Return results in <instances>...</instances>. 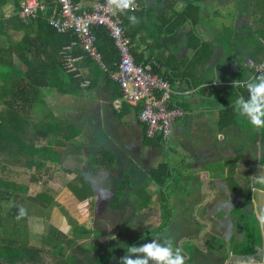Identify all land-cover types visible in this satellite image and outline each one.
<instances>
[{"label": "crops", "instance_id": "1", "mask_svg": "<svg viewBox=\"0 0 264 264\" xmlns=\"http://www.w3.org/2000/svg\"><path fill=\"white\" fill-rule=\"evenodd\" d=\"M42 1L47 4V0ZM100 1L80 0L79 3L85 9H91ZM1 2L0 57L3 56L4 60L0 61V107L8 106L11 103L13 107L19 108L20 113L27 112L28 120L31 119L30 112L38 110V108L39 115L46 118L45 108L47 107L53 114L51 118L56 119V123L59 122L63 126L69 127L66 130L69 129L70 131V127L77 126L79 129L76 137L78 149L74 148L69 157L65 155L64 162H67V165H77L84 169L83 166L89 163V158L92 154L96 157L102 155L103 157H97L100 159L99 164L94 163L95 158L92 157L93 164L91 163V168L94 169L90 171L91 173L84 172L93 177L91 179L87 178V180L95 187H98L99 178L97 176L94 179V176L97 175L96 173H102L104 170L109 169H112L111 172H115L117 164H120L122 160L123 162L126 161L118 151L127 150L131 146L133 150L130 153L137 160L141 158L144 163L142 168L144 169L141 172H137L132 178L125 177L121 179L116 191L122 182L128 183L122 193L131 189L134 191V196L137 197L136 200L140 197V202H142V196H144L143 198L146 202L151 199V195L156 201L162 200L158 188L151 182L149 174L150 170L155 168L160 162H166L171 175L173 174L163 188L164 191L167 190L166 187L173 183L174 176L176 183L179 178L183 180L191 174L195 176L194 180L200 179L201 176L205 177L199 184V188L203 191L206 179H214L217 176L221 180V177H227V173L230 171L232 178L236 180L235 183L239 184L238 190H240L239 192L237 190L234 200L238 205L240 204L241 207H245V209L255 214L256 218L253 219L255 221L253 225L257 228V235L253 232L250 234L253 240H255V236L258 240L254 244L256 247L254 253L244 254L241 252L244 246L237 247L235 248L236 250L228 251L222 257V264H264V184H253L252 182V177L258 176L259 171L257 172V169H261L259 175L261 173L264 174V162L262 161L264 159V128H257V133H251L252 137L255 138V142H257L256 146L253 140L251 147L256 146V151L250 150V147L242 149L243 152L241 154L233 157L234 161L230 165V170L224 169V166L229 161H217L221 154L224 157H228L230 149L228 147H223L222 150L220 147L211 148L208 146L210 145V140H205L204 138L209 135H215L219 136L221 141H226L231 134H247L242 131V122H247V120L238 116L234 109L227 110L228 106H226L227 103L224 99L225 97L229 98L231 94L237 97L238 88L246 87V82L250 79L249 68L254 64L250 63L249 59H252L249 58V55L258 52L253 51L254 45L248 41L249 36L254 31L252 23L255 18L252 14L254 7L252 3L255 1L235 0L236 13L231 15L227 26L222 25L221 32L223 31V33H219L216 28L213 29V33L217 34L214 35L215 39L211 37L212 34L209 32L211 27L207 18L210 19V15L207 11H201V9L207 8L206 6L211 3V0H138V3H136L138 10H140V22L136 25H131L128 21V27H126L128 29V34L126 35L131 42L130 50L136 53V58L140 59V62L150 56V63H155L159 67L161 74L165 71L168 73L172 88L170 97L172 105L181 111L173 120V130L169 139L166 140V137L163 140L164 148L147 146L142 143L143 129L137 123L131 107L134 105L126 103L116 95L114 87L118 86V83H115L114 79L111 77L108 80L104 77H93L89 73V69L92 66L91 63L88 61L81 62L82 58L80 55L72 56L71 52L67 51L70 48L69 46L64 45L61 48V39L57 35L62 31H52L46 24L48 23L47 20L42 17L27 19L21 16L12 0H2ZM199 2L202 3L201 6L196 5ZM239 2L246 3L247 6L244 8ZM187 3L189 8L195 7L196 14L195 12L189 14L188 11V15L183 16V9ZM256 7L259 8L260 6ZM212 9L215 10L212 12L215 14L216 21L221 15L220 9L215 6ZM192 15L197 17L193 19ZM184 26L185 30L183 31H185L186 39L185 45L181 48V40L183 38L181 37L180 29ZM227 37H230V39L228 40ZM211 41H214L213 50L209 49ZM228 44H233L235 49L226 51ZM6 62H10V66ZM252 62L254 63L253 60ZM95 63L97 62L95 61ZM244 67L247 69L243 70ZM29 69H34L36 72L48 70L53 75L55 72L54 76L57 74L59 76V84H55L56 86L54 87L43 82V79L37 76L40 81L38 86L41 90L40 98L34 100L30 97L26 103H23L20 99L14 101V98H10L11 91L5 93V90H2L5 83L1 78V74L8 75L12 81L19 80L20 82L21 77L25 76L26 71ZM74 69L83 78V81L80 82L79 93L63 94L59 92L58 88L68 87L66 73ZM252 76H254V73ZM237 79L240 81V86L233 87V81ZM115 100L119 102L118 107L114 104ZM37 104H41L42 108ZM93 116L94 120H98L96 124L92 122L91 118ZM37 120L41 121L39 118ZM105 124L106 126L109 124V129L100 131L99 127H103ZM98 125L100 126L98 127ZM96 126L99 129L98 131H96ZM187 130L189 133H187ZM51 131L59 134L56 129ZM172 135L173 139H171ZM189 135L192 137L197 136L199 141L192 140ZM262 138L263 140H261ZM171 140L172 146L169 144ZM202 143L204 148L199 149V145ZM161 150L163 151L162 154L160 153ZM164 150L169 151L168 154L171 155L169 160H164V156L168 155ZM261 150L263 154H260ZM254 153H256V156H254ZM229 156H233L232 153ZM247 156L249 160L244 159L245 157L247 159ZM202 157L203 160L200 161ZM206 159H210V162H204ZM110 160L111 163L109 164L108 161ZM249 161H252L251 165L248 164ZM256 161L258 163L254 165ZM177 166H182L184 169L181 172L177 171L179 175H175ZM233 167L237 169V173L233 172ZM144 173L147 174L146 180L150 182L149 189L152 190L151 192L144 189L136 190L138 184L145 185L142 180ZM132 181L134 186L129 188L128 186ZM244 181L247 182L245 188L242 186ZM247 186L248 188L246 189ZM99 190L100 192L105 191V187ZM141 190L145 191V193L138 195ZM167 196L168 199L169 195ZM126 199H121L123 208L113 210L108 203L110 209L101 213L112 211L115 214H120L122 210H128L123 201H126ZM205 206L207 207V203L203 202V207ZM211 206V204L208 205L205 214L211 210ZM160 208L161 210L156 213L160 215V220L164 223L165 217L167 215L170 216V212L165 210V214L162 215V204ZM176 213L179 214V211L176 210ZM235 214L233 215L234 219L237 220L235 221L239 223L241 221L242 223L244 215L238 214L237 216ZM146 215L148 214L146 213ZM121 216L125 220L133 215L131 212H127L125 217L122 214ZM192 221L194 224L196 223V220ZM205 223L208 222L205 221ZM245 224L248 225L247 220H245ZM119 225L120 227L123 226V224ZM253 225L251 224L248 230H243L242 241L246 240L250 229H255ZM210 229L212 227L207 226L205 231ZM199 230L200 228L197 230V227L194 226L191 238L196 239L200 236ZM98 242L102 244L103 248L110 249V243L105 245L103 241V243L101 241ZM130 244L137 245L139 240L134 238L130 241ZM178 247L187 253L181 243H179ZM207 249L208 247L206 246L201 248L199 246L195 252L206 253ZM112 258L115 261L118 259L115 256ZM189 262H192L190 254L186 256V264H189Z\"/></svg>", "mask_w": 264, "mask_h": 264}, {"label": "rangeland", "instance_id": "2", "mask_svg": "<svg viewBox=\"0 0 264 264\" xmlns=\"http://www.w3.org/2000/svg\"><path fill=\"white\" fill-rule=\"evenodd\" d=\"M165 1V0H164ZM245 2H249L250 0H244ZM241 6L244 8L247 6L246 3L239 2ZM196 4V3H193ZM236 2L235 0H211V3L206 6L207 8L201 9L202 12L207 11V13L210 15V19L207 18L209 22V26L211 29H209V32L212 34V38L215 39L214 35H217L216 33H213V29L216 28L219 33L221 32L222 25H226L230 21L231 15L236 13ZM255 4V3H254ZM196 5L201 6L202 3L199 2ZM215 6L217 9H220L221 15L218 17V19L215 21V14L212 11H215L212 9V7ZM189 14H192L196 11L194 8H188ZM196 14V12H195ZM253 17L255 18V21L252 23L253 27V34L254 36H259V32L264 28V9L257 10L252 9ZM199 15V14H198ZM193 19L197 16H193ZM196 26V24H195ZM194 26V27H195ZM185 26L180 29L183 38L181 48L185 45ZM256 30V31H255ZM223 33V31L221 32ZM194 35V34H193ZM194 37V36H193ZM188 42V41H187ZM179 45V43H178ZM180 46V45H179ZM207 46V45H206ZM214 41H211L209 43V49L213 50ZM235 48L233 44H228L226 46V51H233ZM255 70V71H254ZM253 72H256V69H253ZM42 108L41 104H37ZM39 110V108H38ZM38 110H33L30 112L31 119L28 120V135L33 134V131L43 123V121L51 122L53 125L56 124V119H52L51 117L53 114L49 111V109L46 107V118H43L41 115H39ZM40 119L41 121L37 120ZM92 122L95 124L97 123V119L94 120V116L91 118ZM128 121V120H127ZM238 121L241 123V120L238 118ZM243 127L242 131L246 132V135H233L231 134L228 136L229 138L226 141H221L219 136L215 135H209L208 137H204L205 140H210V145H208L211 148H221V150L224 148L230 149V154L232 153L233 156L224 157V155H220V158H217V161H229L228 164L224 166V169L230 170V165L234 161V158L236 155L241 154L243 151L242 149L248 148L253 149L256 151L257 142H255V138L252 137V134L257 133V128L251 126V124L247 121H243ZM100 125H98L99 127ZM109 124H106L103 127H99L100 131H105L108 128ZM245 126V127H244ZM97 127V126H96ZM96 129L98 131L99 129ZM109 129V128H108ZM254 129V130H253ZM229 130V129H228ZM232 130V129H230ZM254 132V133H253ZM187 133L189 131L187 130ZM252 133V134H251ZM50 136H56L55 138L62 140V136L59 134L54 133L53 131L49 133ZM190 138L194 141H199L197 139V136L192 137L189 135ZM256 136V134H255ZM33 140L37 139L35 143L40 144L44 142L43 138L40 135L32 136ZM199 138V137H198ZM203 138V139H204ZM173 139V135L171 137ZM254 140V144L256 146L251 147L252 141ZM263 140V138L261 139ZM63 141V140H62ZM69 142V140H68ZM68 144V155L70 156L73 151L71 149L70 143ZM170 146H172V140L169 142ZM106 148V147H103ZM203 143L199 145V149H203ZM133 150L131 146L128 147L127 150H119L123 156V158L126 160L125 162L120 161V164H117V169L115 172H111L112 169L104 170L102 173L97 172L94 176L99 177L98 178V187L94 186L96 188L95 196L92 198H88L84 201L78 200L73 193L67 188V182L71 180L73 174L71 171L69 173L65 170H63L60 167H57L55 164H51L52 172H50L49 176L44 177L45 181L42 183L41 187L39 185V188H43L46 191L52 193L54 196V200L52 203H50L48 206H41L36 205L34 203H30L27 201L26 195H27V187L29 186V175L30 171L18 167V164L13 166L14 172L8 173L7 178L15 181L18 184V193H17V202L16 205L22 206L27 210V226L28 229V242L32 245H41V239L42 236L46 233L48 227L50 225L56 226L60 231L66 233L69 237H78V242L88 245V247L91 245L90 243L103 241L105 245L110 243V249L108 248L107 253L113 257L115 256L118 258L116 260L119 261V253L123 251V254L120 256L123 257L125 255V251L127 250L128 246H131L130 241H132L134 238H137L139 240V244L146 243L147 241L151 239H167L171 238L173 240L174 246L178 247L179 243H181L184 246V250L187 251L188 254L192 256V262H189V264H222L223 256L228 252L231 251L237 247H240L243 245L242 238H243V230H248V227L253 225L255 221V214H253L251 211L245 209V207H241V205L237 204L234 200V195L236 194L237 190L239 189V184L235 183L236 180L232 178L231 172L229 171L227 173V177H221V180L218 179L216 176L214 179H206L204 182V189L201 191L199 188L200 181L202 182V179H205V177H200V179H193L194 175H188L187 178L175 182V184L172 185V187L169 188L166 187L167 190H169V198L164 201H156L150 196L151 199L145 202L144 196H142V202H140V197H138V200L136 196H134L133 190H128V192L118 193L116 191L117 185L119 184L120 180L128 177L132 178L137 172H141L144 168V163L142 162L141 158L140 160L135 159L132 156V153H130ZM145 151V150H141ZM166 154L169 153V151L164 150ZM161 154L163 151L161 150ZM260 154L262 153V150L260 151ZM200 155V153H199ZM75 156V154H74ZM254 156H256V153H254ZM171 157L170 154L164 156V160H169ZM7 156L0 151V161L4 162ZM225 158V159H224ZM163 159V158H162ZM245 160H249L248 156L244 158ZM203 160V157L200 161ZM204 162H210V159L204 160ZM72 163V162H71ZM254 163V165H257ZM64 164H67V162H64ZM222 164V163H219ZM249 165L252 164V161L248 162ZM123 165V166H122ZM177 165V164H175ZM57 167V168H56ZM177 170L175 171V175H178V172H181L183 169L182 166H177ZM83 170L81 172H89L92 171L94 168H91V163H88L83 166ZM149 169V167H147ZM13 171V170H12ZM213 171V170H212ZM211 171V172H212ZM259 171V172H258ZM214 172V171H213ZM258 175L261 172V169H257ZM82 173V174H83ZM146 173L143 174L142 180L145 182V185L138 184V187H136V190L138 189H144L145 191H152L149 188L150 182L146 180ZM234 176H238L233 174ZM0 176H3L0 172ZM84 176L86 179L93 178L88 173H84ZM241 177V176H240ZM221 184H220V183ZM246 181L243 182L242 186L245 188ZM134 182L132 181L131 184L128 186L129 188H132ZM105 191L100 192V188H104ZM38 188V187H37ZM36 188V189H37ZM99 188V189H98ZM248 186L246 187V189ZM126 189V188H125ZM128 189V188H127ZM240 190H238L239 192ZM107 199L101 198V194H108ZM101 196V197H99ZM118 197L125 202V206L128 210L124 209L121 211L120 214H115L112 211H109L107 213H101L104 211L109 210L108 203L113 197ZM110 197V198H109ZM94 202L91 204V202ZM122 202V201H121ZM138 202V204H137ZM203 202L207 203L211 206V212L208 211L207 214H205L207 207H203ZM123 203V202H122ZM163 205L162 208V215L165 214V210H168L170 212V216L168 217V220L166 224L161 222L160 215L156 212L158 210H161L160 206ZM94 208L92 209V207ZM108 207V209H106ZM123 208V206H122ZM176 210L179 211V214L176 213ZM127 212H131L133 216L127 217L125 220L122 218L127 214ZM155 212V213H154ZM187 212V214H186ZM146 213L148 215H146ZM235 213H238L240 215H244L242 217V223L240 221L236 222L237 220L234 219L233 215ZM209 214V215H208ZM238 214H235L238 216ZM119 215V216H118ZM192 220H196V223ZM236 220V221H235ZM245 220H247V224H245ZM12 221H16L12 218ZM208 222V223H205ZM20 222V221H18ZM21 224V223H20ZM119 224H123L122 227H120ZM77 225H85L86 227L93 229L99 228L101 230V234L98 237H95L93 231L88 234H73V228ZM164 225V226H162ZM194 226L197 227V230L200 228L198 232H200V236H198L196 239L191 238L192 231L194 230ZM208 227H212L208 232L205 231V229ZM254 226V225H253ZM21 229H23L25 226L21 224ZM255 228V226H254ZM24 230V229H23ZM11 230L10 232H12ZM2 231L0 230V237H1ZM115 236L116 239H110V237ZM245 238V235H244ZM256 241L258 240L255 236L254 238ZM112 240V241H111ZM102 242V243H103ZM200 248L202 246L208 247V251L206 253H197V248ZM47 248V246H46ZM236 250V249H235ZM229 255V253H228ZM41 256L43 259L42 264H55V260L52 256H50V253L48 250H43L41 252ZM113 259V258H112ZM29 264V263H28ZM31 264V263H30Z\"/></svg>", "mask_w": 264, "mask_h": 264}, {"label": "trees", "instance_id": "3", "mask_svg": "<svg viewBox=\"0 0 264 264\" xmlns=\"http://www.w3.org/2000/svg\"><path fill=\"white\" fill-rule=\"evenodd\" d=\"M1 1L2 0H0V6L2 5ZM12 1L15 5L16 10H20L19 0ZM253 1H255V4L252 3V6H254L253 9H263L264 0ZM79 2L80 0H73V3L81 5ZM136 3H138V0L136 1ZM256 6H260L261 8H258ZM45 7V11L40 12L38 17H42L48 22L49 16L52 14L56 15L58 13L59 7L56 3V0H47V4L45 5ZM188 8L189 5L187 3L185 8L183 9V16L188 15ZM119 15L122 19V27L125 31V34H128V29H126V27H128L127 16L135 15L139 19L140 10H138V8H135L134 12L119 13ZM46 24L52 31L56 32V29H54L50 24ZM92 30L96 38V48L97 51L101 54L102 60L105 61L107 59L105 63L108 65V70L114 68L112 63L113 61L119 59V54L113 42V39L108 33V30L102 25L93 26ZM57 37H60L61 39V48H63L64 45L69 46L70 48L67 51L71 52L70 54L72 56L80 55L82 58L81 62L88 61L92 64L89 69V73L93 77H104L107 80L110 78L109 71L101 69L99 65L95 63L93 58L88 55V53L84 49L83 44L77 39L76 35L71 30L63 31L59 33ZM227 39L229 40L230 37H227ZM248 41L254 45L253 51H258L255 52V54L252 53V55H249V58L254 61V65L249 68L251 79L256 75H259V72L264 71L263 64L262 70L253 72L256 64L264 63V28L259 32V36L250 35ZM131 52L133 53L135 61L137 63H141L144 66L149 65L152 73L159 75L167 81H170V76L166 71L161 74L159 67H157L155 63H150V56L144 59V61L140 62V59L136 58V53L133 51ZM2 60H4L3 56L0 57V61ZM6 63L10 66V62ZM245 69L247 68L244 67L243 70ZM41 71L42 70L38 71V73L34 69L27 70L26 75L21 77L20 82L19 80L12 81L10 80V77L8 75L1 74V78L5 83V86L2 87V90H5V93L11 91L10 98H14V101H16V99H20L23 103H26L30 99V97L34 100H37L38 98H40L41 93V90L38 88L40 81L39 78L37 79V76H40V79H43V82L51 84L54 87L56 86L55 84H59L58 74L54 76L55 72L53 75L50 74L48 70L44 72ZM253 73L254 76L251 77ZM66 76L68 87L58 88V91L63 94L79 93L80 82L83 81V78L79 76L77 70L74 69L68 71L66 73ZM114 82L118 83L117 81ZM114 91L116 92V95L119 96V98L122 97V91L120 89L119 83L118 86L116 85L114 87ZM247 94L248 93L246 87L238 88L237 96L243 95L247 97ZM157 96L159 95L157 94ZM233 97H235V99L237 98L236 96L231 94L229 98L225 97L224 99L227 103L226 106H228L227 108L225 107L227 110L234 109L233 105L235 99H233ZM131 107L137 119V114L139 109L141 108V105L139 104ZM167 107H174L172 105V100L171 103L167 104ZM27 118H29L27 112L24 111V113H20L19 108L13 107L11 103H9L8 106L0 107V151L7 156L4 162L0 161V172L1 174H3V176H0V230L2 231L0 237V264H42L43 259L41 256V252L43 250L49 251L50 256H52L55 260V264H119V261L116 262L107 253L108 248H103L100 242L90 243L91 245L88 247V245L79 243L77 236L69 237L66 233L60 231L54 225H50L46 233L42 236L41 245L36 246L28 242L29 233L28 229L26 228V216L23 219L19 220L20 222H18V220L16 219L18 209L21 207L16 205L18 184L15 181L7 178L8 173L14 172L13 166L18 164V167H22L30 171V184L27 187V195L25 199L30 203L41 205L43 207L48 206L54 200V196L52 195V193L46 191L43 188H39V185L41 187V184L45 181V175L49 176L50 172H52V170L54 171V169H51V164H55L57 167L62 168L68 173L69 171L72 172L73 176L66 185L78 200L84 201L88 198H92L95 194L96 189L94 188L93 184L86 179L84 174H82V168L72 164L64 165V156L68 155L67 152L69 149L67 143H70L71 149H78V146L76 144V137L79 132L78 127L72 126L70 127L69 131V129L66 130L69 127L63 126L59 122L53 125L51 122L43 121V123H41V125L33 131V134L28 135L27 128L29 121ZM137 123L143 129L142 143L144 145L164 148L163 140L166 137L162 133L156 132L153 135H148L146 132V124L139 121L138 119ZM55 129L60 135H62L63 141L55 138L56 136H50L49 133L52 132L51 130ZM37 134L43 138L44 142L40 144L35 143L37 139L33 140L32 136L36 137ZM100 156L102 155H99L97 157ZM92 157L95 158L94 163L99 164L100 159H98L94 154H92L89 158V163L93 164L91 160ZM262 161L264 162V159ZM108 163L110 164L111 160L108 161ZM108 163L104 164L107 165ZM233 172L237 173V169L234 167ZM149 174L151 182L156 185L162 201H164L166 199V196L169 194V190L172 187V184H175L176 182L175 176L173 177V183L168 187L169 190L164 191L163 188L166 186L171 176H173V174L171 175L169 171L168 164L166 162L158 163L155 168L150 170ZM127 184L128 183L122 182L119 185L117 192L122 193ZM140 193L144 194L145 191H139L138 195H140ZM93 203L94 202L92 201L91 204ZM109 204L113 210H119L123 206L121 200L115 196L110 200ZM93 208L94 206L92 207V209ZM168 217V215L165 217L164 224L166 223ZM12 218L16 221H12ZM20 223L25 226L23 228L24 230L21 229L22 227ZM98 229L99 228L92 230L85 225H77L74 226L72 232L76 235L81 233L88 234L93 231L95 237H97L100 235V230ZM11 230L13 231L10 232ZM249 231L250 232L249 234H247L246 240L242 245L244 246V248L243 250H241V252L244 254H251L256 251V247L254 246L256 240H253V237H251L252 235L250 233L253 232L255 235H257V228L253 230L250 229ZM123 251L119 253V260L120 256L123 254ZM184 254L186 256L188 255L185 252Z\"/></svg>", "mask_w": 264, "mask_h": 264}, {"label": "built area", "instance_id": "4", "mask_svg": "<svg viewBox=\"0 0 264 264\" xmlns=\"http://www.w3.org/2000/svg\"><path fill=\"white\" fill-rule=\"evenodd\" d=\"M58 13L48 18V23L57 31L71 30L83 44L86 52L95 59L99 66L106 69L101 55L96 49V38L92 27L102 25L106 27L109 35L118 50L119 59L113 61L109 75L121 87V99L131 105H141L137 119L147 126L148 135L156 132L165 137L170 136L171 124L181 111L177 107L168 108L172 95L169 81L151 72L149 65H142L135 61L130 52V40L122 27L119 13L113 14L106 6V0H101L92 9L87 10L73 0H56ZM21 15L25 18H35L45 11V3L41 0H21ZM136 8H138L136 6ZM251 64H254L250 60ZM263 64L255 65L256 71L263 69ZM157 94L159 96H157ZM115 106H119L117 100Z\"/></svg>", "mask_w": 264, "mask_h": 264}, {"label": "clouds", "instance_id": "5", "mask_svg": "<svg viewBox=\"0 0 264 264\" xmlns=\"http://www.w3.org/2000/svg\"><path fill=\"white\" fill-rule=\"evenodd\" d=\"M20 1L21 0H19V6ZM106 6L110 8L113 14L134 12L136 8V0H106ZM19 12L21 14V7ZM127 19L131 25H136L140 22L138 17L135 15H128ZM102 62L107 67L104 70H108V65L103 60ZM238 86H240L239 79L234 80L233 87ZM246 88L248 93L247 97L243 95L237 96L233 105L234 111L238 114V116L246 119L251 124V126L255 128H264V71L259 72V75H256L248 80L246 82ZM252 182L253 184H264V174L261 173L258 176L252 177ZM101 195L103 199H107L110 193ZM26 215L27 210L21 206L18 209L16 219L19 221ZM110 239H116V237L112 236ZM119 264H186V255L181 248L174 246L173 240L171 238L163 240L151 239L140 245L128 246L127 250L125 251V255L120 258Z\"/></svg>", "mask_w": 264, "mask_h": 264}, {"label": "water", "instance_id": "6", "mask_svg": "<svg viewBox=\"0 0 264 264\" xmlns=\"http://www.w3.org/2000/svg\"><path fill=\"white\" fill-rule=\"evenodd\" d=\"M172 130H173V124H171V131H170V134L172 133ZM168 139H169V136L167 137L166 140H168Z\"/></svg>", "mask_w": 264, "mask_h": 264}]
</instances>
